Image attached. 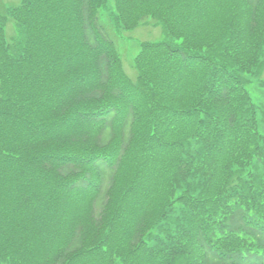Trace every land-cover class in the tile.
<instances>
[{
  "label": "trees",
  "instance_id": "16d2710c",
  "mask_svg": "<svg viewBox=\"0 0 264 264\" xmlns=\"http://www.w3.org/2000/svg\"><path fill=\"white\" fill-rule=\"evenodd\" d=\"M50 1L0 12V207L38 222L0 264H264V0ZM103 15L163 25L136 78Z\"/></svg>",
  "mask_w": 264,
  "mask_h": 264
},
{
  "label": "rangeland",
  "instance_id": "374dc122",
  "mask_svg": "<svg viewBox=\"0 0 264 264\" xmlns=\"http://www.w3.org/2000/svg\"><path fill=\"white\" fill-rule=\"evenodd\" d=\"M21 3L22 0H0V12L4 13L6 9L13 8L17 5H20ZM56 6L58 11V1L51 0L50 2L45 3V5L42 6L40 11L36 12L35 17L37 18L39 24H47V21L51 20V16L56 15ZM140 6H144L143 10H146L147 6L153 8L156 6V4L151 2V0H144L142 4H140ZM110 7L112 9L114 8L112 2L110 3ZM103 17L104 19L106 18L105 21L108 22L109 30L112 33V37L116 41V44H118L120 54L122 55V63L124 70L126 71L129 77L136 78L137 70L134 67V58L138 55L141 49L142 42H157L164 40L166 38V31L163 25L156 19L148 17L142 23L138 24L137 26H134L130 30H125L120 34L114 32V28L111 22L108 21L107 16L103 15ZM67 31V28L63 25L58 28V32L60 33V35H65ZM46 32L48 35H50L53 33V30L48 29ZM5 35L8 38V42L12 41L13 38L18 35L17 26L15 25V22L10 15H8L6 19ZM44 37V35L40 36V38ZM176 41L180 42L179 39H177ZM39 44L40 55L39 53L35 54V52L33 51V54H35V59L42 63L47 61V63L51 65L55 61V59L51 58V52L53 51V49L60 50V44H58V42L56 41H53L52 39L46 40V38L42 39ZM249 79L253 82L250 87V91L252 92L254 100L262 101L264 99V89H262V87L256 81L258 79H264V71L261 77L256 78L255 76H251L249 77ZM32 90L33 89H30L28 93L32 92ZM23 93L25 94V96L28 94L25 89ZM36 100L39 101L40 97H37ZM39 110L40 112L35 110L34 107L30 109L32 120L46 115L42 109ZM42 112L43 115H41ZM0 213L2 214L0 219V255H6L5 250L8 246L9 241L7 239H10L11 236L14 239L12 243L14 244V246H16L18 243V245L22 248L24 247V249L29 248L27 246L29 242L28 240L30 237L34 238L32 232L33 230H35L36 224H38L37 218H35V216H32L30 222L27 219L18 217L20 214L16 211L13 214L9 213L6 210L2 212L1 207ZM38 227L39 225L36 227V230H38Z\"/></svg>",
  "mask_w": 264,
  "mask_h": 264
}]
</instances>
